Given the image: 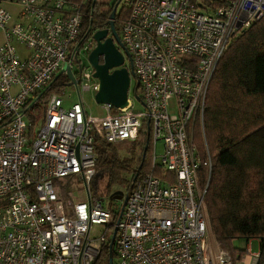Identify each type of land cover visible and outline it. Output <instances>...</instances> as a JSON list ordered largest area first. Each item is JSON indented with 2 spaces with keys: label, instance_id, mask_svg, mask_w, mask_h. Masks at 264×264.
<instances>
[{
  "label": "built area",
  "instance_id": "1",
  "mask_svg": "<svg viewBox=\"0 0 264 264\" xmlns=\"http://www.w3.org/2000/svg\"><path fill=\"white\" fill-rule=\"evenodd\" d=\"M13 1L22 22L10 24L0 5V264H99L112 209L89 193L93 141L146 133L147 167L134 170L112 226L114 264H233L226 249L208 247L203 195L211 157L202 115L220 57L264 13V0H127L117 35L142 108L133 110L127 95L122 108L100 104L98 116L88 115L79 98L98 89L90 66L81 64L91 47V38L80 37L89 0ZM63 67L76 71L77 100L67 107L55 88ZM38 102L43 117L30 137V109ZM156 141L161 155L154 154ZM68 176L82 181L85 200L62 196L59 180ZM93 224L105 226L100 235L90 236ZM245 250L248 260L239 264H264Z\"/></svg>",
  "mask_w": 264,
  "mask_h": 264
},
{
  "label": "trees",
  "instance_id": "2",
  "mask_svg": "<svg viewBox=\"0 0 264 264\" xmlns=\"http://www.w3.org/2000/svg\"><path fill=\"white\" fill-rule=\"evenodd\" d=\"M99 4L96 0H89L85 6L87 14L82 18L80 37L91 38L94 30L108 27L111 8L102 13ZM127 13L126 2L114 14L116 32ZM91 43H94L92 38ZM139 92L134 82V95L139 96ZM202 125L211 157L203 202L213 238L230 255L235 253L230 248L232 239L257 238L258 263H264V13L241 30L220 57L208 85ZM33 130L32 125L29 128L30 137ZM133 142L140 148L136 167L139 166L140 171L145 170L149 161V142L143 158L145 136ZM194 142L201 151L203 142L199 128L195 129ZM93 148L96 154L95 171L108 167L113 160L111 143L95 138ZM132 178L133 175L127 182V192ZM200 178L204 180L205 170ZM60 192L63 197L67 196L63 185ZM111 214L110 229L97 256L99 264L108 263V243L117 209H112Z\"/></svg>",
  "mask_w": 264,
  "mask_h": 264
},
{
  "label": "rangeland",
  "instance_id": "3",
  "mask_svg": "<svg viewBox=\"0 0 264 264\" xmlns=\"http://www.w3.org/2000/svg\"><path fill=\"white\" fill-rule=\"evenodd\" d=\"M104 0H96L101 3ZM127 0H122L118 7L117 11L126 4ZM77 62H74V66H77ZM81 64H87L86 58H82ZM126 65V61H124ZM135 79L130 78L129 88H128V97L131 99V103L133 105V110H139L142 108V105L139 100L135 98L133 93V85ZM57 83L60 85H56L58 94L63 97V101H72L77 98L75 89L72 85H64L62 82V77L58 78ZM94 93L90 92H80L79 98L84 105L85 112L91 116H98L103 114L101 110L100 104H97L93 98ZM30 114H32L36 119V125L34 129H37V123L43 117V108L42 105L38 102L30 109ZM27 119L26 117H24ZM111 153H113V160L107 165L108 167H104L99 171H96V176L93 180L89 183V193L93 196L98 198H102L103 206L110 209H117L119 210L121 201L119 199H112L111 195L113 192H124L126 191L127 182L131 180L133 175V170L136 167V161L140 156V148L139 146L128 139H123L120 141H115L111 143ZM148 151H151L150 147L148 146ZM162 152V145L159 141L155 142L154 145V154L161 155ZM59 182H62L64 189L67 190V194L72 198L74 201H80L86 199V190L82 183V181L75 179L73 176H68L61 178ZM204 205V204H203ZM205 208V205H204ZM206 224H207V237H208V247L210 245L213 251L217 250L218 248H223L221 245L218 244L217 241L213 238L211 233L206 210H204ZM105 229L104 225L93 224L90 229V236H98L100 235L103 230ZM109 231L107 230V233ZM246 239L242 237L234 238L231 240L230 248L235 250V253L231 255L232 263L239 264L236 260V255L239 252L245 253V243ZM248 251L250 253H255L259 249V243L257 238L249 239V243L247 244ZM224 249V248H223ZM237 253V254H236ZM241 258V257H240ZM112 262L114 264L115 257L112 256Z\"/></svg>",
  "mask_w": 264,
  "mask_h": 264
},
{
  "label": "water",
  "instance_id": "4",
  "mask_svg": "<svg viewBox=\"0 0 264 264\" xmlns=\"http://www.w3.org/2000/svg\"><path fill=\"white\" fill-rule=\"evenodd\" d=\"M115 12V6L110 11L108 27L104 29H97L92 32L91 38L94 41V46L89 50L86 60L90 68L92 69V77L96 78L98 81V89L95 91L93 98L97 104H110L114 108H122L127 103L128 88L130 83V78L135 79L131 58L120 43L117 32L113 27V14ZM110 36H107V33ZM101 57V62H98V58ZM126 61V65L124 64ZM65 71L64 75L69 80L68 83L64 85H72L75 87V79L68 67H63L62 71ZM135 85L138 86V82L135 79ZM139 100L138 96H135ZM147 133L145 136V145L143 146V152L141 153V158L144 156V150L147 144ZM139 166L136 167V171ZM133 175L132 180L135 177ZM112 199H120L119 192H113L111 195ZM125 198H123L119 212H121L124 205ZM115 234V227L112 228L108 249V263H112L111 249L112 241Z\"/></svg>",
  "mask_w": 264,
  "mask_h": 264
},
{
  "label": "crops",
  "instance_id": "5",
  "mask_svg": "<svg viewBox=\"0 0 264 264\" xmlns=\"http://www.w3.org/2000/svg\"><path fill=\"white\" fill-rule=\"evenodd\" d=\"M0 5L10 13V20H9L10 24L14 23V22H22L23 21V19H21L19 17V6L13 0H0ZM2 42H3V36H2L1 31H0V43H2ZM15 47H16V50L19 54H24L25 51L21 46L15 44ZM74 100H77V98ZM74 100L63 101V106H66V107L69 106V104L71 102H73ZM249 239H251V238H249ZM249 239H247V241L245 243V249H248L247 244L249 243ZM239 253L238 254L236 253L237 254L236 260L238 261V263L241 262V259L248 260L245 253H243L242 255H240Z\"/></svg>",
  "mask_w": 264,
  "mask_h": 264
},
{
  "label": "flooded vegetation",
  "instance_id": "6",
  "mask_svg": "<svg viewBox=\"0 0 264 264\" xmlns=\"http://www.w3.org/2000/svg\"><path fill=\"white\" fill-rule=\"evenodd\" d=\"M121 1L122 0H116V1L115 0H104V1L101 2V8L100 7L99 8H100V10H101L102 13H106L108 9H110V8L112 9L113 6H115V12H117V7H118V5H119V3ZM115 12H114V14H115ZM114 14H113V20H114ZM104 28H107V27H104ZM107 36H110V33L109 32L107 33ZM93 46H94V43H91L90 49ZM98 62H101V57L98 58ZM71 73H72V75H73V77L75 79V82H76V71H75V69L71 70ZM62 82H63V84L69 82V80L66 78V76L64 74L62 75ZM135 169H136V167H135ZM134 170H133V174H134ZM126 193H127V191H124V192L121 191V192H119V195H120V199L119 200L121 202H122L123 198L126 197Z\"/></svg>",
  "mask_w": 264,
  "mask_h": 264
}]
</instances>
